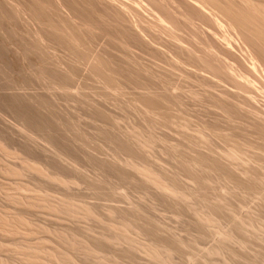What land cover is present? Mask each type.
<instances>
[{"label":"rangeland","instance_id":"374dc122","mask_svg":"<svg viewBox=\"0 0 264 264\" xmlns=\"http://www.w3.org/2000/svg\"><path fill=\"white\" fill-rule=\"evenodd\" d=\"M86 1H94V12L89 10L92 17L98 21L102 16L107 18L105 6L95 0ZM126 1L131 4L135 0ZM2 2L0 213L21 217L36 230L5 237L0 235V244H8L26 252L37 249L45 258H48L54 249L68 257L70 262L63 264H157L149 262L141 250L131 247L135 243L147 242L150 229L158 228L159 230L152 235L155 240L162 241L171 237L184 245L180 251L172 255L171 264H214L211 260L205 259V255L215 246L218 232L229 230L234 235L233 224L238 218H250L255 224L264 221V203L260 198V195L264 194V144L252 132V127L256 123L262 120L264 122V93L261 91V88L264 89V70L259 63L256 65V69L259 66L255 70L257 73L253 71L251 76L249 75L247 67L250 64L248 57L250 49L242 37L236 34L237 32L234 33L235 31L230 28L234 36L228 45L229 55H235L231 59L228 53L225 56L224 51H219L220 48L212 44L209 35L213 33V29L208 20L203 21L202 18L194 17L192 24L188 23L181 14L183 9L175 2H171L168 7L176 17H179H177L179 24L175 23L174 26V23L163 22L166 34H159L156 28H151V31L144 29L142 25L138 26L140 32L135 25L147 43L145 47H139L134 43L132 45L130 42L131 48L128 46L120 49L121 42L116 38H111L110 45L105 46L107 36L98 35L93 51L99 56L98 59L116 71V80L123 92L107 88L102 83L88 78L92 58L87 59L76 52L72 53L65 47L51 48L50 43V52H47V55L51 59L48 60L47 66L55 67L52 51L62 61L63 66L76 73L74 81L68 86L70 90L68 88V92H63L53 88L48 78L49 74L41 70L40 64L36 63L39 53L36 50H32L35 54L23 49L24 40L35 39L37 25L30 19L29 13L32 9L27 0ZM260 2L264 4V1ZM145 4H136L143 25L156 21L154 16L156 14L149 10V6H144ZM171 4L177 9L171 7ZM61 10L57 9L58 17L55 20L58 24H61L64 30H69L68 28L74 30L79 38L90 42V33L95 30L92 22L75 18L64 7H61ZM205 11L208 17L215 16L212 8H205ZM8 14H11V17L6 21L4 18ZM222 22L224 23L220 28L224 30H221L222 33L230 32L226 22ZM172 29H176L175 32L179 35L177 36ZM219 33L218 36H221V32ZM38 34L41 35L40 32ZM185 36L187 38H184ZM203 39L205 44L209 42L214 45L210 50L218 53V62L230 64L236 70L237 77L240 73L242 77L247 72L249 80L257 81L255 82L257 85L251 81L257 86L252 87L254 104L245 103L248 106L246 107L243 103L245 108L242 107V103H238L240 99L232 98L231 95L237 92L243 95L245 92L240 88L237 89L227 80L217 78L205 70H197L190 64H181L174 53L169 51L171 40L177 41L176 44L185 49H196L197 54H202L203 50L200 48L203 47L200 46H204ZM188 40L195 44L189 45ZM197 49H200L198 51L201 53H198ZM238 62L243 63L241 65L246 68L242 67L241 71ZM149 74L154 80L151 87L161 98L158 100L161 116L144 112L135 106L136 102L132 103L134 97L141 95L139 93L143 90L140 87L146 83ZM199 75H206L214 85L211 87L201 85L198 82ZM159 77L171 82L170 90L167 91L158 84ZM255 88H258L257 91L261 95ZM223 91L229 93L226 98L230 105L233 107L236 104L240 105L233 122L223 116L224 110H230L229 105L226 107V104L213 98L221 95ZM196 93H199L200 98L195 97ZM233 99L237 101L234 102ZM19 101H23L26 107L20 108ZM163 117L168 119L167 123ZM201 127H206L204 132L210 138L209 144L213 148L210 149L208 145L193 147L188 141L197 139V130ZM210 130H220L226 139L210 135ZM150 135H153L155 140L144 150L140 149L139 141ZM227 140L239 143L244 156L250 157V160L234 161L232 164L221 157L220 153L228 148ZM130 144L134 146V154L123 150ZM181 155L194 160L204 156L208 165L212 164L214 159L225 168L231 165L239 180L243 179L241 177L243 168H248L257 173L259 181L256 183L257 189L246 194L241 187H233L227 180L225 171L216 174L193 169L196 171L193 172L190 170L192 168L183 164ZM129 161H133L136 167L152 175L173 181L178 186L179 196L169 199L153 185L143 183L139 174L128 168ZM27 165L39 166L43 173ZM123 172L127 178L122 177ZM192 176L200 177V183H196ZM55 177L67 183L61 184ZM11 187L23 188L19 193L32 205L17 204L11 196L14 192L10 190ZM207 204L225 207L217 223L210 226L200 224L194 215L195 210L208 211ZM50 205L57 206V209H49ZM80 207L89 208L91 214H86ZM111 225L113 227L124 225L125 233L115 231ZM243 236L247 240H253L254 244L244 248L235 239H231L227 241L226 247L236 253L242 252L246 259L244 264H264L259 255L264 251V229L254 233L249 227L243 231ZM67 238L73 240L74 246L69 244ZM108 238L116 240L108 242ZM86 240L103 244V250L100 251L108 258L107 263L102 262L99 255H86L79 249L77 245ZM2 262L30 264L24 262L14 252H0V264ZM230 264L243 262L235 261Z\"/></svg>","mask_w":264,"mask_h":264},{"label":"bare ground","instance_id":"6f19581e","mask_svg":"<svg viewBox=\"0 0 264 264\" xmlns=\"http://www.w3.org/2000/svg\"><path fill=\"white\" fill-rule=\"evenodd\" d=\"M10 1L11 2H19V0H10ZM260 1H264V0H135L133 2L131 1L133 4L132 3L128 4L127 1L125 2V0H95V2H98L102 6H105L104 11H105V14L107 16L106 19H105V16H102V18L98 21L96 18L92 17V14H89V10H92L93 12L95 10L94 1H86V0H27L29 5L31 6L30 8L32 9V11H30V13H29L30 19L34 20L37 25H36V31L34 34L35 39H33L31 41L24 40L23 49H28L31 52H34L32 50H36L39 53V54H37L38 61L36 63L40 64L41 70H44V72L49 74V76L47 74L46 75L48 76L49 81L52 84L53 88L60 89L63 92H68V88H69L68 86H70V84L74 81V79L76 77V73H74V71L72 69H67L65 66H63L62 61L59 59V57L57 55H55V52H52V51H51V53L53 56V63L55 64V67L51 68V67L47 66L48 60L51 59L47 55V52H50V50H49L50 43H51V48H53L54 46L65 47L69 51H71L72 53L76 52L77 54H79L83 57H86L87 59L92 58L93 62L91 63L90 68L88 69V78H90L91 80L102 83L107 88H112L113 90L123 92L121 86L118 84V82L116 80V78H117L116 71L112 70L105 63H103L100 59H98L99 56L94 53L95 51H93V47H94V44L96 43L98 35L101 34V35L107 36V42H106L105 46L107 44L110 45L111 38H116L117 40H119L121 42L120 43V49L128 48V46L130 45V42H132V45L134 43V44H137V46H139V47H145L147 43L142 39V35L140 36V34L136 30V28L139 25H142V27L144 29H150V31H151V28H156L159 31L158 33L162 34V33L166 32L165 27L163 26V22L167 21V22H170L171 24L174 23L173 24L174 26H175V23L179 24V19H178L179 17L177 16L178 17L177 18L175 16V14L168 7V5L171 2H175L179 7H181L183 9L181 14L184 16V18L186 19V21L188 23L192 24V20L194 17L195 18L196 17L202 18L201 20H203V19L208 20V23H210L211 29H213L212 30L213 33L209 35L212 38V44L216 45L217 48L219 47L221 49L220 50L218 48L219 51H224L225 56L227 55V53H228V55L230 53L228 45L232 40V36H234V35H232L233 31L231 32L230 28L235 31L234 33L237 32L236 34H239L242 37L243 41L245 42L247 47H249V49H250L248 52L249 53L248 57H250V61H249V59H248V61L250 62L251 65L248 62L249 67H247V72L250 75L253 71L255 73H257V71H255V70H257L259 68V66H258V68L256 69V67H257L256 65H259V63L263 68L262 70H264V4H262ZM143 3L144 4L146 3L144 6H149L150 7L149 10H151L152 12H154V14H156V15H154V16H156L155 17L156 21L154 20L153 23L147 22L146 25L141 24L142 16L140 15V11L138 12V10H137L138 7L136 6V4L140 5ZM2 6H3V2H2V0H0V7H2ZM144 6H142V9ZM170 6L174 7V5H172V4ZM61 7H64L67 10H69V12L75 18H78L82 21H91L92 22V26L94 27L95 30L93 31V33H90V37H91L90 42H88L86 40H82L81 38H79L76 35V32L74 30H72L70 28H68L69 30H64L63 27L61 26V24L60 25L58 24V22L55 19H57V17H58L57 16V12H58L57 9L61 10ZM208 7L212 8V10L214 11V14H213V16L215 15L214 17H208V15L206 14L205 8H208ZM175 9H177V8H175ZM207 13L209 14V12H207ZM10 17H11V14H8L4 18V20L8 21L10 19ZM219 17H221L220 18L221 20H222V18H224V20H222V21H225L226 22L225 24H227L229 26V30L228 29H226V30L230 31L231 34H230V32L222 33V31H224V30L221 29L222 30L221 31L220 28H222L221 26L224 23L219 19ZM132 19H134V20H132ZM194 20H195L194 22H196V19H194ZM198 20L199 19H197V21ZM180 24H181V22H180ZM135 25L137 26L136 28H135ZM197 25H199V24H197ZM227 25H226V27H227ZM189 26L190 25H188V27ZM171 27H173V26H171ZM177 27H176V29H177ZM138 29H139V27H138ZM173 29H174V27H173ZM189 29H190V27H189ZM211 29H209V30H211ZM175 30H173L174 33H176ZM177 30H179V29H177ZM192 30H193V28H192ZM38 32H40L41 35H39ZM140 32H141V30H140ZM219 32H221V36H218V35H220ZM154 33H156V32H154ZM197 33H199V32H197ZM169 34H170V32H169ZM216 34H217V36H216ZM176 35L178 36L179 34L176 33ZM189 35H191V33ZM199 36H201V35H199ZM9 37L10 36H7V38H9ZM168 37H169V35H168ZM181 37H177V39L181 38ZM190 37L191 36H189L188 39H190ZM206 37L208 38V36H206ZM218 37H222V38L219 39ZM184 38H187V37L185 36ZM172 39H173V37H172ZM192 39H191V41H192ZM210 40L211 39L209 38L208 41H210ZM202 41L204 42V39ZM237 41H239V40H236V42ZM176 42L170 40L171 45H169V49H170L169 51H171L172 54L174 53V55L177 58V61H179L181 64L182 63L190 64L193 67H195L197 70H205V71L209 72L210 74L216 76L217 78L219 77L221 79L227 80L228 83H231L233 86H236L237 89L240 88L243 92H245L243 95L239 94L238 92L237 93L231 92L232 98L234 97V98L240 99L238 103L239 104L242 103V107H244V108L246 106L245 103L251 105L252 101H254L253 100L254 98L251 94L253 92L252 87H257V86H254L253 83H255L257 81H253L254 79L249 80V77H247L248 75L246 74L247 72L245 69H244L245 70L244 72H246L245 75H243L241 77V73H240V75L237 77V75H235L237 73L236 70L233 69V67H231L230 64H225L224 62L223 63L218 62V53L210 50L211 49L210 47L213 48L214 45L212 46L209 42L207 44H205V42H204V44H203V43H201V40H200V43L204 45V46H200V47H203V48H200L203 50L202 54H197L195 48H194L195 50L185 49L184 47L180 46L179 44H176ZM188 42H190V40H188ZM191 44H195V42L194 43L190 42L189 45H191ZM233 45H235V44H233ZM192 47L199 48L197 45H195V46L192 45ZM129 48H131V46H129ZM200 49H197V51ZM90 51H92V52H90ZM167 52H168V50H167ZM199 52L200 51H198V53ZM231 54H232V52H231ZM229 56H231V55H229ZM234 56L232 54V56L230 58L233 59L232 57H234ZM228 58L229 57H227V59ZM241 59H242V57H241ZM168 60L170 61V59H168ZM174 60H175V57H174ZM234 61L237 62L238 60L237 61L234 60ZM179 62H178V64H179ZM241 62H243V61H241ZM241 62H238V63H240V65L241 64L243 65V63H241ZM170 63H171V61H170ZM242 65H241V67L238 66L239 68H241V71L243 70ZM245 65H247V63L244 64V66ZM178 66H180V65H178ZM243 68H246V67H243ZM233 71H235V73ZM192 73H194V72H192ZM195 73H196V71H195ZM263 75H264V73H263ZM204 76L199 75L198 82L201 85H206V86H210V87L213 86L214 84L212 83L211 79H208L209 77L207 78L206 75H204ZM130 77H131V75H130ZM152 77L153 76L151 74H149L147 76L146 83L144 85H141L140 88L143 90V91H140V93H139L141 95L139 97H134L133 99L132 98L131 99H132V103L136 102L135 106H138L144 112L151 113V114H154L156 116H161L160 111H159L160 107L158 104V100H160L161 98L159 97V95L157 94L155 89L153 87H151V84H153V81H154ZM243 77H247V78L243 79ZM158 79L160 80L158 82V84L161 85V87H163L167 91L170 90V87L172 86V84L168 79H161L160 77ZM239 79H241V80H239ZM251 81H253V83H251ZM255 85H257V83H255ZM257 89L255 88V91H257ZM69 90H70V88H69ZM210 91H212V90H210ZM261 91H263V93H264V89L261 88ZM257 93H259V91H257ZM227 94L229 95L228 92L223 91L221 95L218 94L219 96H215L213 98H215L218 102H220L222 104L223 103L226 104V107H228L227 104L229 105L228 108H230V110H228V111L224 110L223 111L224 115L223 114L222 115L225 116V118L228 121L233 122V119L235 117V113H237L238 109L240 110V105L236 104V105H234L235 107L230 105L227 102V98H226ZM259 95H261V93H259ZM210 96H212V95L210 94ZM195 97L200 98L199 93H196ZM233 100L235 102L236 99H233ZM18 103H19L18 105L20 108L23 109L26 107V104L23 101H19ZM243 103L245 106H243ZM252 104H254V103H252ZM246 107H248V106H246ZM251 107L254 108L256 106H251ZM250 111H253V110H250ZM240 113H241V111H240ZM261 113L262 112H260L259 114H261ZM17 114L19 115L18 112H17ZM19 116H22V115H19ZM254 116H255V114H254ZM259 116H263V115H259ZM163 120L165 123L168 122V119L166 117H163ZM262 121H259L258 123L255 122L256 123L255 125L253 124L254 126L252 127L253 128L252 132L264 144V122H262ZM243 125H245V124H243ZM248 125H252V124H248ZM204 129H206V127H201L200 129L197 130V139L196 140L189 139L188 141H190V143L192 144L193 147H201L202 145H208L207 147L210 146V149H211L213 147L209 144L210 138L204 132ZM210 131H211L210 135L224 138V140L226 139V137L221 133L220 130H210ZM184 138H186V137L184 136ZM154 140H155V137L153 135L144 137L138 143L140 149L144 150ZM226 143H227L228 148L226 150L222 151V153H220L221 157L232 162V164L234 163V161L250 160V157L247 158L244 156L243 152L240 149L241 145L239 143L234 142V141H228V140L226 141ZM177 146H180V145H177ZM252 146H253V144H252ZM133 147L134 146L130 144V145L125 146V148H123V150L126 153L134 154L135 151H134ZM207 147H205V148H207ZM207 150H209V149H207ZM210 154L212 155V153H210ZM180 158H181V160L185 166L192 168L190 170L193 172H196L193 169L203 170L205 172H213L216 174H221L222 172L225 171L227 174V180L232 184V186L233 187H241L246 194H248L250 192H255V190L257 189L256 183L259 182L257 173L252 172L248 168H243V170L241 171L242 172L241 177H243V179L239 180L237 178L238 176H236L234 174L235 172L233 171V168L231 165H230L231 167L229 166V168H225L216 159H214V161H212V164L208 165L205 161L204 156H199L198 159H195V160L194 159H188L184 155H181ZM221 161H223V159ZM27 166L36 170L39 173H43V170L39 166H33V165H27ZM127 166H128V168L135 170V172L137 174H139V176L142 178L141 181L143 183H149V184L153 185L156 189H158L164 196L168 197L169 199L179 196L180 191L178 189V186H176V184L173 181L158 177L156 175H152V173H150V172H148L142 168L136 167V165L134 164L133 161H129L127 163ZM122 174H123V176H122L123 178L128 177L125 175L126 173L124 174V172H123ZM55 178L57 180H59L61 184L67 183L65 180H62L59 177H55ZM192 178L194 179V181L196 183H200V177L192 176ZM10 190L14 191L11 196L14 197V200H15V202H17V204H21L24 206H31L32 205V203L26 201L21 196V194L19 193L20 191L23 190V188L11 187ZM221 191H223V189H221ZM260 198H261V201L264 203V194H261ZM207 205H209V206H208V211H206V212L205 211H197V210L194 211L195 218L200 222V224H202L204 226H210L212 224H216L219 217H220L219 215H221L222 209L225 208L224 206L221 207V206H215V205H210V204H207ZM80 208L83 209L86 214H88V215L91 214V211L89 208H87V207H84V208L80 207ZM49 209L56 210L57 206L50 205ZM234 221H235L233 224L234 235L229 230L218 232L216 244L213 248H211L206 253L205 259L211 260L212 262H214V264H230V263L235 262V261L243 262V264L245 263V260H246L245 255L242 252H240V253L233 252L232 250H230L229 248L226 247V243H227V241H229L231 239H235L236 242L241 247L246 248L249 244L252 246L254 244V241L253 240H247L243 236V231L246 228L250 227L254 231V233H258L259 230L264 229V221H261V222L255 224L252 222V220L250 218H247V217L246 218H238ZM111 226H112L111 228H114L115 231H117L121 234L125 233V226L124 225H120L117 227H115V226L113 227V225H111ZM35 230H36V228L29 225L21 217L0 213V235H3L4 237L14 235L17 233L18 234H26L25 232H33ZM157 230H159V229L158 228L150 229L149 240H147V242L141 243V244L135 243L134 246L131 248L141 250L149 262L152 261V262H155L157 264H171L172 263V255L175 252L180 251L184 245H183V243H178V242L174 241L171 237H167L166 239H163V237H159V238L163 239L162 241L155 240V237L153 238L152 235H154L157 232ZM164 238H165V236H164ZM67 240L71 246H74V242L71 238H67ZM115 240H116L115 238H108L107 239L108 242H114ZM77 246L86 255H99V259L102 262L107 263L108 258L104 254H102L100 251V250H103V247H104L101 242L86 240V241L80 242ZM0 252H14L15 255L18 254L24 262L30 263V264H63V262H66V263L70 262L68 257L63 256L62 253H58L54 249H53V252L51 254H49L48 258H45L40 253V251L37 249H35L31 252H26L23 249H17L16 247H12L11 245H8V244H0ZM259 255H260L261 260L264 262V251H262ZM2 264H7V263L2 262Z\"/></svg>","mask_w":264,"mask_h":264}]
</instances>
